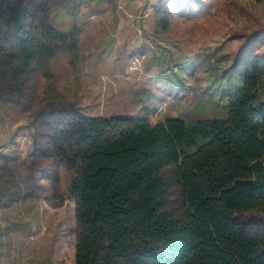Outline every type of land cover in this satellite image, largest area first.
Here are the masks:
<instances>
[{"label": "rangeland", "instance_id": "rangeland-1", "mask_svg": "<svg viewBox=\"0 0 264 264\" xmlns=\"http://www.w3.org/2000/svg\"><path fill=\"white\" fill-rule=\"evenodd\" d=\"M17 1L30 20L74 31L77 50L32 64L17 85L0 70V264H74L76 173L55 158L54 135L77 115L222 119L254 61L264 103V0ZM160 202L180 217L181 187ZM244 215L264 237V211Z\"/></svg>", "mask_w": 264, "mask_h": 264}, {"label": "trees", "instance_id": "trees-1", "mask_svg": "<svg viewBox=\"0 0 264 264\" xmlns=\"http://www.w3.org/2000/svg\"><path fill=\"white\" fill-rule=\"evenodd\" d=\"M76 50L74 31L65 35L42 17L30 20L17 0H0V70H10L14 85L32 64L42 70ZM260 77L254 61L222 119L77 115L54 135L55 158L76 173L74 264H264V237L244 215L264 211ZM170 163L168 179L161 171ZM172 183L181 187L178 218L160 202Z\"/></svg>", "mask_w": 264, "mask_h": 264}]
</instances>
